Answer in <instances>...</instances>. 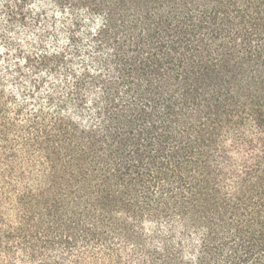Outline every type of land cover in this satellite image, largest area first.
Segmentation results:
<instances>
[{
    "label": "trees",
    "instance_id": "1",
    "mask_svg": "<svg viewBox=\"0 0 264 264\" xmlns=\"http://www.w3.org/2000/svg\"><path fill=\"white\" fill-rule=\"evenodd\" d=\"M0 264H264V0H0Z\"/></svg>",
    "mask_w": 264,
    "mask_h": 264
}]
</instances>
